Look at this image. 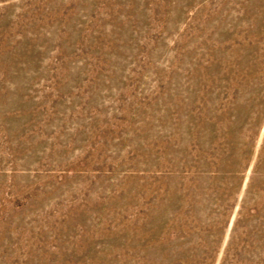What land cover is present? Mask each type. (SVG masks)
<instances>
[{
  "label": "rangeland",
  "instance_id": "rangeland-1",
  "mask_svg": "<svg viewBox=\"0 0 264 264\" xmlns=\"http://www.w3.org/2000/svg\"><path fill=\"white\" fill-rule=\"evenodd\" d=\"M0 264H264V0H0Z\"/></svg>",
  "mask_w": 264,
  "mask_h": 264
}]
</instances>
